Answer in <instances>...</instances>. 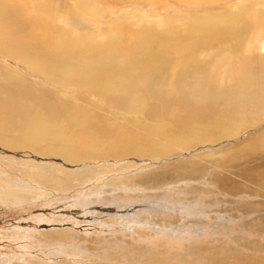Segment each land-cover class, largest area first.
I'll return each mask as SVG.
<instances>
[{
	"label": "bare ground",
	"instance_id": "bare-ground-1",
	"mask_svg": "<svg viewBox=\"0 0 264 264\" xmlns=\"http://www.w3.org/2000/svg\"><path fill=\"white\" fill-rule=\"evenodd\" d=\"M161 1L0 0V142L72 161L200 152L150 170L156 183L205 179L217 167L205 164L213 156L258 164L243 159L264 150V0ZM51 21L62 22L68 37L55 46ZM131 22L148 28L111 29ZM242 128L250 132L244 138ZM218 150L228 151L212 153ZM246 168L242 174L264 185V164ZM70 173L43 167L33 175L55 185ZM218 186L244 191L229 179ZM249 191L262 200L248 207H264V191ZM237 253L214 263L264 264L262 256Z\"/></svg>",
	"mask_w": 264,
	"mask_h": 264
},
{
	"label": "rangeland",
	"instance_id": "rangeland-1",
	"mask_svg": "<svg viewBox=\"0 0 264 264\" xmlns=\"http://www.w3.org/2000/svg\"><path fill=\"white\" fill-rule=\"evenodd\" d=\"M61 23L51 21L47 26L54 46L59 36L68 39ZM147 25L131 22L123 29L111 24V29L129 35L138 28L144 33L141 27ZM262 126L257 130L262 131ZM247 130L240 129V138L250 133ZM32 149L37 150L0 142V264H219L214 262L237 252L264 257V207H248L262 200L250 196L249 190L264 191V185L256 184L257 177L241 173L246 167L264 164V150L243 159L258 164H229L224 156H213L205 164L217 167L205 171V179L174 175L156 183L147 174L161 169L163 162L200 152L72 161ZM43 167L66 169L72 176L65 183H45L34 176ZM82 169L91 170L81 180L74 171ZM223 179L242 184L239 190L244 191L232 194L221 189L218 185ZM114 259L119 263H111Z\"/></svg>",
	"mask_w": 264,
	"mask_h": 264
}]
</instances>
